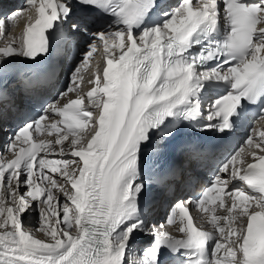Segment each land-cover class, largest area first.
Listing matches in <instances>:
<instances>
[{
    "label": "snow or ice",
    "instance_id": "1",
    "mask_svg": "<svg viewBox=\"0 0 264 264\" xmlns=\"http://www.w3.org/2000/svg\"><path fill=\"white\" fill-rule=\"evenodd\" d=\"M76 5L112 20L98 31L77 21L68 31ZM163 8L157 0H25L0 18V37H11L8 26L28 14L19 44L11 38L0 47V264H166L168 256L167 264H264V129L249 134L247 147L214 170L194 201L198 214L207 213L199 215L201 223L194 225L190 216L191 198L174 201L167 219L178 222L181 235L164 222H146L157 189L167 195L191 185V166L213 162L206 148L179 139L180 119L172 127L166 118L182 117L197 132H230L241 102L264 97V0H177ZM153 10H161L162 21L140 28ZM221 24L222 38L194 39L205 30L216 33ZM81 36L89 38L86 50L50 101L40 103L35 95L44 81L10 79L4 69L16 60L47 58L57 40L74 45ZM101 43L105 62L93 71L90 58ZM219 86L225 94L202 95ZM25 97L40 111L6 125ZM173 140L184 163L159 164L145 180V153L159 162ZM53 154L60 159H49ZM33 214L35 227L26 220ZM139 233L153 240L138 261L130 253Z\"/></svg>",
    "mask_w": 264,
    "mask_h": 264
},
{
    "label": "bare ground",
    "instance_id": "2",
    "mask_svg": "<svg viewBox=\"0 0 264 264\" xmlns=\"http://www.w3.org/2000/svg\"><path fill=\"white\" fill-rule=\"evenodd\" d=\"M27 13H23L21 15L20 18H18L17 22H13L12 25H9L8 28L9 30L11 31V37H9L8 33L6 32L5 33V36L3 38L2 41H0V47H6L9 42H10V39L11 38H14L16 40V44H19L20 40H19V36L21 34V31L24 29V26H25V22L27 21ZM80 39V38H79ZM13 46H16L15 44ZM100 49L102 50V54L104 55L103 53V45L101 43L100 45ZM76 56H79V55H76ZM70 57V56H69ZM104 57H103V61H104ZM67 63H70V61H68ZM97 62H92L89 64V68L92 69L93 71L96 70V66H97ZM67 74H68V71L65 70L63 72V74L61 75V81L58 82V85L59 87H64L65 84L67 83ZM85 80H87L88 76H89V72L88 71H85L82 73ZM81 88L84 89V92L86 94V91L88 90V87H86L83 83L81 84ZM69 95H74L72 93H70ZM84 106H87V100H85V105ZM256 129V132H250V134H252L254 137L256 136L257 132L260 131L262 129L261 127V124L260 122H257L256 125L253 127ZM252 128V129H253ZM71 140V136H69V141ZM68 141V142H69ZM245 147H247V145L245 144L244 145ZM57 148H59V146H57ZM44 154V153H43ZM65 158H70V157H65ZM49 159H60V156L57 155V154H53V155H50L49 156ZM64 166L61 165V168H63ZM56 176L57 179H59V173H56L54 174ZM234 183H240L239 181H234ZM68 187H70V185H68ZM54 193L57 192L56 189H53ZM4 194V188L3 186H0V195ZM157 198H158V201L156 204H154L151 209L149 210V216H151L152 218L156 217V216H160L161 215V212H162V208H163V205H164V202L166 200L165 196L163 195H160V194H157L156 195ZM61 199H63V197L61 196ZM223 211L222 210L219 214L217 215H221L223 214ZM27 221H30L31 222V225L32 226H36L37 225V221H38V216L36 217V214H33L31 216H28L26 218ZM222 224H224L225 222L224 221H221ZM40 236L43 235V233L39 234Z\"/></svg>",
    "mask_w": 264,
    "mask_h": 264
},
{
    "label": "rangeland",
    "instance_id": "3",
    "mask_svg": "<svg viewBox=\"0 0 264 264\" xmlns=\"http://www.w3.org/2000/svg\"><path fill=\"white\" fill-rule=\"evenodd\" d=\"M36 217H37V214H36Z\"/></svg>",
    "mask_w": 264,
    "mask_h": 264
}]
</instances>
